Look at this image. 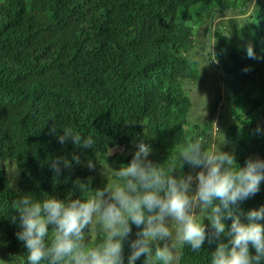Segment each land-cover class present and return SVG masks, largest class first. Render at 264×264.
<instances>
[{"label": "trees", "instance_id": "obj_1", "mask_svg": "<svg viewBox=\"0 0 264 264\" xmlns=\"http://www.w3.org/2000/svg\"><path fill=\"white\" fill-rule=\"evenodd\" d=\"M222 15L226 21L212 25ZM203 27L212 29L207 58L204 46H195ZM248 45L255 59L246 56ZM202 77L212 89L203 97L209 118L199 122L192 88ZM214 117L222 149H234L239 165L264 158V0H0V262L23 264L27 251L12 220L19 195L74 198L77 179L95 190L101 181L92 168L127 163L139 139L166 171L191 135L210 131ZM54 122L56 132L69 126L93 136V145H61ZM73 153L78 163L59 174L49 168L51 158L71 160ZM189 171L181 166V174ZM261 204L264 182L238 209ZM130 228L125 260L138 230ZM214 247L207 239L199 252L185 246L180 264H208Z\"/></svg>", "mask_w": 264, "mask_h": 264}, {"label": "clouds", "instance_id": "obj_2", "mask_svg": "<svg viewBox=\"0 0 264 264\" xmlns=\"http://www.w3.org/2000/svg\"><path fill=\"white\" fill-rule=\"evenodd\" d=\"M245 54L256 58L250 45ZM56 128L54 122L51 131L61 145L70 142L89 148L94 143L93 136L69 126H59V132ZM254 131L260 134L261 128ZM224 143L221 136L206 138L203 130L194 133L165 171L149 159L151 146L139 139L126 164L105 165L103 187L92 190L77 179L73 191L79 195L74 198L46 195L37 200L30 193L19 195L13 201L17 215L12 220L18 224L16 239L27 250L23 264H134L141 257L142 264H180L185 246L199 252L205 239L215 243L208 264H261L264 204L244 213L238 204L264 182V158L246 159L241 166L234 149L221 148ZM73 162H79L75 153L71 160L51 158L48 166L59 174L62 166ZM182 165L190 171L181 174ZM88 167H92L90 161ZM203 219L208 221L207 232ZM225 219L230 220L227 226ZM130 225L138 230L129 241L125 260L122 240L130 233ZM100 232L103 236L97 239Z\"/></svg>", "mask_w": 264, "mask_h": 264}, {"label": "rangeland", "instance_id": "obj_3", "mask_svg": "<svg viewBox=\"0 0 264 264\" xmlns=\"http://www.w3.org/2000/svg\"><path fill=\"white\" fill-rule=\"evenodd\" d=\"M227 18H228V16L226 17L225 15L217 16V18H215L213 20L212 25H214L215 23L225 22ZM211 32H212V29L207 32L205 27L201 28L200 31L198 32V35H197V41H195V43H196L195 46H199V47L204 46V49H200V52L202 51V53L204 54L205 58H207L206 52L207 51L209 52L211 50V45H210V43L208 41V38H207L208 36H210V39L212 38V33ZM192 56L198 62L199 66L204 64V60L202 59L201 55L192 54ZM207 61L210 62L209 60H207ZM201 79H202V81H200L199 83L195 84V86L192 88V94H193V98H194V103H195V106L198 107V109L195 111L194 115L196 116L195 119L197 121H199V122L206 121L209 118V116H208V114H209L208 102L210 101V99H208V100H206L204 102L203 101V97L208 92V90L206 89V86L209 87V90L212 89L211 83H210L208 78L202 77ZM200 116H201V118H200L201 121L197 119ZM218 128H220L219 120H218L217 117H214L213 120H212V127H211L210 131L204 136L206 138L208 136L209 137H213V136L219 137V132L217 130ZM220 146H221V148L223 147L222 145H220ZM123 164H126V163H123ZM107 166L109 168H112L109 165H107ZM104 168H105V166H104ZM104 168L102 169V168H99V167H93L92 171H91L92 174H93L94 179L96 181H98V182L101 181V183L102 182L103 183L106 182V176L104 175ZM191 171L195 175V169H192ZM101 183H100L98 188L104 186L103 183H102V186H101ZM2 263L0 262V264H2Z\"/></svg>", "mask_w": 264, "mask_h": 264}]
</instances>
